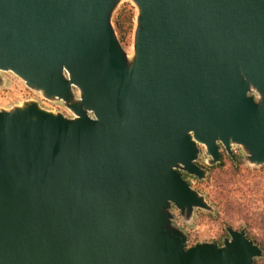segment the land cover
<instances>
[{"label": "water", "instance_id": "1", "mask_svg": "<svg viewBox=\"0 0 264 264\" xmlns=\"http://www.w3.org/2000/svg\"><path fill=\"white\" fill-rule=\"evenodd\" d=\"M123 0H0V87L13 73L72 114L0 107V264H256L174 225L213 212L184 173L264 164V0H131L132 55L112 18Z\"/></svg>", "mask_w": 264, "mask_h": 264}, {"label": "rangeland", "instance_id": "2", "mask_svg": "<svg viewBox=\"0 0 264 264\" xmlns=\"http://www.w3.org/2000/svg\"><path fill=\"white\" fill-rule=\"evenodd\" d=\"M138 13L137 6L131 0H123L112 18L117 37L129 55L133 53ZM120 17L132 18L131 24L125 23L124 31H120L116 25ZM2 75L5 84L0 87L1 108L10 109L25 101L34 100L46 110L72 116L63 103L43 98L13 73ZM200 149L197 164L206 170V177L199 180L185 173L183 175L193 189L205 196L214 211L197 209L191 220L186 222L179 210L173 207L174 225L188 235V248L198 243L223 245L224 239L228 237V226L238 231L245 230L247 236L263 250V257L257 259L256 264H264V164L259 167L250 165L238 146L232 148L234 158H231L221 146L222 161L209 166L205 147L200 146ZM235 159L238 163H233L232 160Z\"/></svg>", "mask_w": 264, "mask_h": 264}, {"label": "trees", "instance_id": "3", "mask_svg": "<svg viewBox=\"0 0 264 264\" xmlns=\"http://www.w3.org/2000/svg\"><path fill=\"white\" fill-rule=\"evenodd\" d=\"M126 22H129L131 24L132 23V18L131 17H129V18H125V17L118 18V20L116 22L117 28L120 31H124V25H125ZM235 157L237 158V156H235ZM232 161H233V163H235L236 161L238 163L237 159L232 160ZM256 263H258L257 260H256Z\"/></svg>", "mask_w": 264, "mask_h": 264}]
</instances>
